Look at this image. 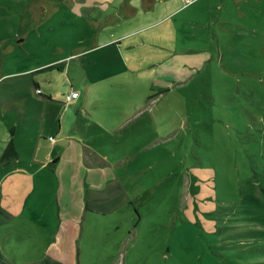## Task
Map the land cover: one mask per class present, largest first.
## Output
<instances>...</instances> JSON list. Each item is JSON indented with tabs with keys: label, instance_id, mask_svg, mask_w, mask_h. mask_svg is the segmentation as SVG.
Wrapping results in <instances>:
<instances>
[{
	"label": "rangeland",
	"instance_id": "rangeland-1",
	"mask_svg": "<svg viewBox=\"0 0 264 264\" xmlns=\"http://www.w3.org/2000/svg\"><path fill=\"white\" fill-rule=\"evenodd\" d=\"M88 75L116 172L79 217L28 148ZM61 241L72 264H264V0H0V264Z\"/></svg>",
	"mask_w": 264,
	"mask_h": 264
},
{
	"label": "crops",
	"instance_id": "crops-1",
	"mask_svg": "<svg viewBox=\"0 0 264 264\" xmlns=\"http://www.w3.org/2000/svg\"><path fill=\"white\" fill-rule=\"evenodd\" d=\"M108 43L117 45L119 42L116 41L114 35H112V40ZM103 45L104 44L96 43L93 49L77 52V54H75L77 55L76 59L84 58L88 53L90 54L91 52L101 49L99 47ZM63 64L64 63H58L57 66ZM52 67L53 66L47 69H51ZM87 67L97 69L98 64L95 61H91ZM92 79L94 80V78ZM92 84L93 82L88 75L85 84V98L83 97V92L81 93V90L75 88L58 94L62 96V102L60 103H65L66 94L71 91L79 92L78 99L71 103L72 106L64 116L67 117V115H69L72 117V115L75 114V120L63 124L59 122L60 125L58 129L54 128L51 124L42 123L41 137L36 144L37 146L35 148H28L31 152L30 158L40 165L41 168L47 167L49 168L48 170L53 173L57 170L62 190L59 192L61 193L60 200L65 205V208H70L73 214H77V210H75V212L72 210V207H75V203L76 206L80 205L81 213L78 215L79 217H81L83 209H85L86 212L87 208H92L91 205L96 201L93 196L98 197V194L95 192L106 188L108 180L115 178L116 172V161L113 162L110 160L109 153L106 150L110 143V141L108 142L107 140L106 132L108 128L106 107H91L85 104V99L88 93L91 92ZM34 86L36 91L39 89L42 91L41 85L35 80ZM49 96L51 99L53 98V96ZM96 112H103L102 120L97 118L95 115ZM90 122L96 123L94 136L91 135ZM14 131L13 134L16 138L14 137L13 139L15 140L18 152V157L16 159H22L23 156L21 152L24 150L22 147L23 144L17 136V129ZM92 139H95V141H92ZM99 141L101 144H99ZM32 142L33 140L30 141V143ZM95 158H99L101 161L97 163ZM71 221L74 220L72 219ZM69 233L68 231V234ZM57 247L58 249H56V251H58L55 254L58 255L54 256L55 258L52 262L55 264H72L70 260H67L66 255L70 254V252H76V247L72 246L73 248L71 247L69 249L68 243L65 241H61Z\"/></svg>",
	"mask_w": 264,
	"mask_h": 264
},
{
	"label": "trees",
	"instance_id": "trees-1",
	"mask_svg": "<svg viewBox=\"0 0 264 264\" xmlns=\"http://www.w3.org/2000/svg\"><path fill=\"white\" fill-rule=\"evenodd\" d=\"M40 90V89H39ZM39 95H42V91L40 90ZM18 157V152L16 149V144H15V140L11 139L10 142L8 143V145L6 146L2 156H1V160L3 162L5 161H10L11 159L17 158ZM88 208L86 209L87 212Z\"/></svg>",
	"mask_w": 264,
	"mask_h": 264
},
{
	"label": "built area",
	"instance_id": "built-area-1",
	"mask_svg": "<svg viewBox=\"0 0 264 264\" xmlns=\"http://www.w3.org/2000/svg\"><path fill=\"white\" fill-rule=\"evenodd\" d=\"M37 93L39 94L40 93V90H37ZM78 97H79V92L71 91L68 94H66V96H65V102L67 104H71L74 101H76L78 99Z\"/></svg>",
	"mask_w": 264,
	"mask_h": 264
}]
</instances>
